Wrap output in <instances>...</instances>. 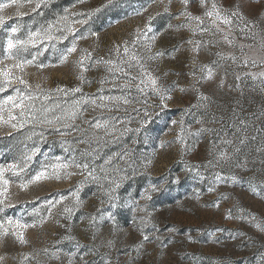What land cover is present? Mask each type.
<instances>
[{
  "label": "rangeland",
  "instance_id": "1",
  "mask_svg": "<svg viewBox=\"0 0 264 264\" xmlns=\"http://www.w3.org/2000/svg\"><path fill=\"white\" fill-rule=\"evenodd\" d=\"M35 3L19 0V7L5 9L10 19L0 28V66L13 63L6 59L12 27L18 28L13 39L50 24L54 36L65 25L75 36L16 56L27 61L43 52L22 72L13 70L31 87L13 82L0 101L17 90L32 95L38 119L43 109H51V119L79 107V130L61 128V135L36 120L12 128L20 123L18 109L16 120L0 122V166H19L4 174L0 222L8 232L0 234V264H264V0H46L32 11ZM213 3L222 13H239L230 16V29L221 24L218 32L204 15ZM188 13L201 17L207 31ZM74 41L76 51L61 62ZM86 53L91 57L81 71ZM113 65L120 70L110 71ZM202 66L212 68L211 79L202 78ZM142 73L157 78L159 94L144 85L137 90ZM77 87L67 95L56 90ZM93 99L96 105H77ZM10 107L0 113L4 121ZM97 121L108 122L114 134L95 129ZM222 153L228 158L220 159ZM69 161L87 164L101 179H86L74 166L53 175L52 165ZM41 171L49 178L29 184ZM113 180L119 183L114 207L105 195ZM9 220L28 227L9 228Z\"/></svg>",
  "mask_w": 264,
  "mask_h": 264
},
{
  "label": "snow or ice",
  "instance_id": "2",
  "mask_svg": "<svg viewBox=\"0 0 264 264\" xmlns=\"http://www.w3.org/2000/svg\"><path fill=\"white\" fill-rule=\"evenodd\" d=\"M188 0H184V3L187 4ZM203 2V0H202ZM46 0H36L35 3V7H33L32 11H36V9L40 8L42 4H45ZM16 5L17 7L20 6L19 4V0H7V2H0V28L4 27L6 24V21L8 19H10V17L8 15L5 14V9L10 8L11 6ZM96 11H99V9H96ZM24 13L21 12H17L16 16H21ZM81 15H84L83 13H81ZM88 16H91V13L87 14ZM207 18L211 19V23L212 25L215 26L216 30L218 32H224V29H222L220 27L221 24L228 26V28L230 29L233 23V20L231 17H235L237 15H239V13L233 12L230 15L229 14H225L222 13L221 9H219L217 7V5L215 3L212 4L211 9L206 11L204 14ZM186 18L189 21L195 20L197 21V26L200 27L201 25H203L204 21L201 19V17L199 16H192L190 13L186 14ZM67 17H62L61 21H66ZM57 23H60V21H58ZM78 23H86V21H79ZM53 25H49L46 29L43 30H37L36 32H31L29 33V35L27 36L26 39L20 40V39H13L12 36L18 31L17 27H12L10 30V38L7 41V50L9 55L6 57V59L12 60L13 63L9 64V65H3L0 66V93L5 92L9 87L12 86L13 82H18L19 84L25 85L26 87L30 88L31 85L28 84V82L23 78V76H17L15 74V72L13 71L14 69H19L21 72L24 69V65L27 64H32L35 62L36 57L39 55H42L43 52L42 51H38L35 55H33L31 60H17L16 56L21 55L22 52L24 50H27L29 47L31 48H37V46L39 45H44L45 41H60L62 39H67V35L68 34H72L73 36H75V32L76 29L65 25V27L62 30V34L60 36H54L53 35ZM190 27V25H189ZM150 30V28H149ZM56 31H61V29H56ZM193 31H195V29H193ZM200 31L204 32L207 31V29L200 27ZM82 38H86V37H77L76 39H82ZM224 40L231 44L232 41L228 38L227 33H225L224 35ZM189 43H192V41H189ZM199 44L200 42H196V50H199ZM118 47V46H117ZM44 50L46 49V46L44 48ZM76 51V44L75 41L73 42L72 47L67 49V52L65 53V55L61 58V62H65L68 58V54L75 52ZM125 53L127 54L128 52V48L125 47L124 49ZM15 52L16 55H12V53ZM158 55H163V53H158ZM220 55V54H218ZM91 57V53H86L85 57L81 58L80 61H78V63L81 66V71H86L87 69L84 67V62L86 58H90ZM232 59H235V57H231ZM133 59H136L135 56H133ZM107 64H112L111 61H107L105 62ZM245 63H247V60H245ZM253 63H255V61H253ZM0 64H3V61H0ZM41 67H43V65H41ZM120 70L119 66L113 65V68H110L109 70ZM207 72L206 76H202L203 79H211L213 76V70L210 67L207 66H202L201 67V72ZM194 74V73H193ZM146 75L147 79H144L143 76ZM260 75L264 76V73H261ZM222 83V82H221ZM141 85L150 87L152 89V91L156 94H159L162 90L160 89V87L158 86V81L157 78H154L151 76L150 73H142V78L140 79V83L137 85V90L140 92H143V87H141ZM37 87H39V85H37ZM57 91H63L65 93V95L68 94L69 91L71 92H79L81 91V89L79 87L74 88V89H56ZM35 97L32 95H24L22 93L19 92V90H17V94L16 95H9L7 96L3 101H0V113H2L3 109L5 106L10 105L11 107L8 108V121H4L3 115H0V122H6V123H10L13 120L17 119V116L13 115V110H19V119H20V123H11V127L12 128H17V127H24L25 123H30L32 120H36L38 123L43 124V125H47L51 128H53L54 131L59 132L61 135H64V133L61 131V128H71L73 131H78L79 129L77 128V126L75 125L74 121L77 119L78 114L80 112L79 107L74 108L71 111L66 112L63 115H59V116H54L51 119L48 118V113L51 112V109H43L44 115L42 118H37L36 116V111L34 108V101ZM45 99H47V97H45ZM113 100V99H123V103L124 104H128L129 100L127 98H121V97H107V98H101V100ZM165 99V97L163 95H161V102H163V100ZM200 99H207V97L201 96ZM81 103L84 104H88L91 103L93 105L97 104V101L95 99L88 101L85 100L83 102L81 101H77V105H80ZM100 107H105V105L103 103H101L99 105ZM64 122V123H62ZM173 123H176L175 121H173ZM56 125H61V127H56ZM93 127L95 129H105V134H114V133H109L107 130L109 129V124L108 122L105 123H100L99 121L95 122V124L93 125ZM184 132V129L181 128V133ZM178 139H183V135H181L180 137H178ZM38 151V149H35L31 155H28L24 158V167L19 168L20 172L24 171V168L27 167V161L32 159V156H34L36 154V152ZM115 155H119V154H115ZM220 159H227L228 157L226 156V154H221ZM60 158L58 157L57 160H59ZM112 159V157L109 158V160L105 161V164H108L110 162V160ZM76 167V168H82L85 172H87V176L86 179H91L93 181H99L101 178L98 177L95 174V170H89V166L87 164L84 165H79V164H74L73 161H69L68 163H57L52 165V169H53V175L57 176V178H59L58 173L60 171H64L67 172V170L70 167ZM19 166L15 165V164H10L7 166V168H5L4 166H0V197H3V199H0V204L4 203V199L7 198L6 193H7V187L6 185L9 183L8 180L4 179V174L5 171H12L14 174L17 170ZM101 171H103V168L101 169ZM45 178H49L48 173L46 171H41L39 173H37L31 180L28 181V183H33L34 181H39L41 179H45ZM105 179L107 177H104ZM217 180L222 179L221 177L217 176L216 177ZM233 180H235V177L232 178ZM112 185H114L115 187H113ZM21 187H27V184H22ZM119 187V183H117L115 180L111 181L109 187L107 189H105V195L108 197V201L110 206H115L112 204L113 199H115L114 196V191L115 188ZM212 188H209V191H212ZM79 189H77V193H78ZM149 191H157V189L153 186L150 190H146V198L150 199V195H147V192ZM76 195V203L77 205H79V197L77 194ZM57 203H60V201H57ZM218 207V204H217ZM49 211H51V208H49ZM72 209L71 208H65L64 212L67 213L69 216H71L72 214ZM109 218H111L109 216ZM8 227L9 228H15V229H21V228H26L28 227V225H22L19 221H15L13 222L12 220L7 221ZM8 232V228H5L4 223L0 222V234H7ZM13 235H15L19 241L21 243H26L27 241L24 238V235L22 232L20 231H14ZM66 238H71V237H66ZM148 237L144 236V240H147ZM109 245H111V241H109ZM73 256L75 255V253L72 254ZM57 259L59 258L58 256L56 257ZM81 260H83V256L80 257ZM3 257H0V260H2Z\"/></svg>",
  "mask_w": 264,
  "mask_h": 264
}]
</instances>
